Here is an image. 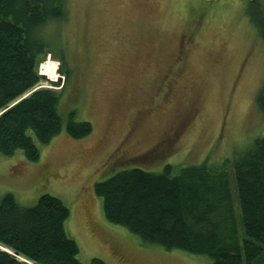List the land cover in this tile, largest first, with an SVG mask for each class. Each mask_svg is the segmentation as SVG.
<instances>
[{
	"label": "rangeland",
	"instance_id": "obj_1",
	"mask_svg": "<svg viewBox=\"0 0 264 264\" xmlns=\"http://www.w3.org/2000/svg\"><path fill=\"white\" fill-rule=\"evenodd\" d=\"M65 5V17L46 24L50 53L40 62L42 78L34 87L61 90L62 131L48 144L30 131L40 149L37 160L21 149L0 154V200L12 192L30 207L42 193L60 197L70 208L66 231L84 263L100 257L105 264H211L210 255L148 243L110 222L95 185L133 167L161 172L171 164L175 174L181 167L208 165L230 177L242 240L234 161L264 136V114L256 104L264 82V39L245 0ZM43 62L55 64L56 79L41 70ZM72 112L91 122L88 135L68 134ZM153 149L160 156L150 164L142 156Z\"/></svg>",
	"mask_w": 264,
	"mask_h": 264
},
{
	"label": "trees",
	"instance_id": "obj_2",
	"mask_svg": "<svg viewBox=\"0 0 264 264\" xmlns=\"http://www.w3.org/2000/svg\"><path fill=\"white\" fill-rule=\"evenodd\" d=\"M245 2L246 13L264 39V0ZM66 13L65 0H0V154L21 149L27 159L37 160L40 149L30 131L47 144L62 131L61 90L34 87L42 78L40 62L50 53L46 24ZM202 18L200 14L198 21ZM41 70L52 79L58 76L55 64L43 62ZM256 104L264 114V82ZM74 114L66 125L68 134L88 135L91 122ZM159 156L153 149L142 159L151 164ZM209 167H181L175 174L171 164L161 172L133 167L96 183L95 190L110 222L145 242L210 255L211 264H264V136L234 161L242 240L230 177ZM69 215L70 208L56 195L42 193L34 206L25 207L7 192L0 200V245L20 256L0 247V264H105L100 257L89 263L79 260V245L65 228Z\"/></svg>",
	"mask_w": 264,
	"mask_h": 264
},
{
	"label": "crops",
	"instance_id": "obj_3",
	"mask_svg": "<svg viewBox=\"0 0 264 264\" xmlns=\"http://www.w3.org/2000/svg\"><path fill=\"white\" fill-rule=\"evenodd\" d=\"M18 154V157H21L22 159H20V160H23L24 158L22 157V156H24L22 153H17ZM11 167H13V166H11ZM14 168V167H13ZM12 168V169H13ZM195 254H197V253H195Z\"/></svg>",
	"mask_w": 264,
	"mask_h": 264
},
{
	"label": "water",
	"instance_id": "obj_4",
	"mask_svg": "<svg viewBox=\"0 0 264 264\" xmlns=\"http://www.w3.org/2000/svg\"><path fill=\"white\" fill-rule=\"evenodd\" d=\"M13 254L16 255V256H19L18 253H15V252H14ZM24 260H25V259H24Z\"/></svg>",
	"mask_w": 264,
	"mask_h": 264
}]
</instances>
